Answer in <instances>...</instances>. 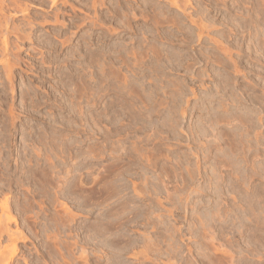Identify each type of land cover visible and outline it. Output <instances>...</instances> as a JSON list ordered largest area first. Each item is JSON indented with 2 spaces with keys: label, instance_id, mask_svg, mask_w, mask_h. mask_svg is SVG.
I'll list each match as a JSON object with an SVG mask.
<instances>
[{
  "label": "rangeland",
  "instance_id": "obj_1",
  "mask_svg": "<svg viewBox=\"0 0 264 264\" xmlns=\"http://www.w3.org/2000/svg\"><path fill=\"white\" fill-rule=\"evenodd\" d=\"M11 1L0 264H264V0Z\"/></svg>",
  "mask_w": 264,
  "mask_h": 264
},
{
  "label": "bare ground",
  "instance_id": "obj_2",
  "mask_svg": "<svg viewBox=\"0 0 264 264\" xmlns=\"http://www.w3.org/2000/svg\"><path fill=\"white\" fill-rule=\"evenodd\" d=\"M1 1L3 2V0H1ZM8 1H9V0H8ZM13 1H15V0H12V1H11V4H12ZM37 1L40 2V3H44V2H47V1H48L49 4H50L49 7L51 8V10H52V8H56L57 5H65V4L68 3V0H37ZM89 1H90L91 4L94 6L96 0H89ZM101 1H102V0H101ZM101 1H99L98 4H99ZM104 1H105V0H104ZM16 2H19V1H16ZM16 2H15V3H16ZM20 2H21V1H20ZM15 3H13V4H15ZM23 3H24V2H23ZM70 3H71V2H70ZM88 3H89V2H88ZM102 3H103V1H102ZM171 3H176V0H175V1H171ZM1 4H2V3H1ZM4 4H5V2H4ZM4 4H3V5H4ZM16 4H17V3H16ZM44 4H45V3H44ZM96 4H97V3H96ZM103 4H104V3H103ZM3 5H2V6H3ZM73 5H74V4H72V6H73ZM100 5H101V4H100ZM118 5H119V4H118ZM22 6H23V5H22ZM95 6H96V5H95ZM95 6H94V7H95ZM25 7H27V6H25ZM38 7H39V6H38ZM73 7H74V6H73ZM85 7H86V6H85ZM90 7H91V6H90ZM153 7H154V6H153ZM57 8H58V7H57ZM20 9H22V8H19V10H20ZM23 9H24V7H23ZM23 9H22V10H23ZM74 9H75V8H74ZM24 10L26 11L27 9H24ZM1 11H2V7H1ZM3 12H4V11H3ZM21 12H22V11H21ZM153 12H154V11H153ZM23 14H24V13H23ZM57 14H58V12L55 13V11H54V21H55V22H56L57 20H59V19H57V16H59V15H57ZM61 14H62V13H61ZM14 15H15V14H14ZM47 15H49V14H47ZM41 18H42V17H41ZM23 19H24V18H23ZM89 19H90V18H89ZM25 20H26V19H25ZM95 20H96V19H95ZM95 20L92 19V22L94 23ZM44 21H47V20H44ZM96 21H97V20H96ZM33 22H34V21H33ZM42 22H43V21H42ZM57 22H58V21H57ZM57 22H56V23H57ZM90 22H91V21H90ZM4 23H7V20H6V22L4 21ZM27 23H28V22H27ZM27 23H26V24H27ZM52 23H53V22H52ZM30 24H31V23H30ZM95 24H96V22H95ZM7 25H8V24H7ZM4 26H5V25H4ZM6 27H7V26H6ZM9 28H10V27H9ZM5 29H7V28H5ZM5 31H7V30H5ZM5 33H6V32H5ZM4 36H5V35H4ZM4 36H3V37H4ZM5 37H6V36H5ZM5 40H6V39L4 38V44L6 43ZM3 46H4V45H3ZM6 46H7V45H6ZM5 48H6V47H5ZM4 51H5V49H4ZM2 52H3V50H2ZM7 74H8V73H7ZM1 207H3V206L1 205Z\"/></svg>",
  "mask_w": 264,
  "mask_h": 264
}]
</instances>
